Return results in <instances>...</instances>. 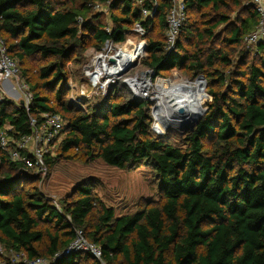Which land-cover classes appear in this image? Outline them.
I'll return each instance as SVG.
<instances>
[{
	"label": "trees",
	"instance_id": "obj_1",
	"mask_svg": "<svg viewBox=\"0 0 264 264\" xmlns=\"http://www.w3.org/2000/svg\"><path fill=\"white\" fill-rule=\"evenodd\" d=\"M250 3L186 0L170 54V3L157 0L144 21L145 70L154 78L177 70L206 83L205 113L172 146L151 131L152 103L122 86L85 111L64 99L67 63L128 38L141 21L137 0H0V40L32 97L28 112L0 103V130L27 136L29 117L59 115L64 135L44 160L47 173L73 159L119 171L147 167L159 191L157 201L116 216L82 183L57 207L38 188L40 176L0 151V264H13L15 254L50 264H264V41L254 49L244 43L258 22ZM96 5L107 9L109 23ZM78 231L101 261L64 253Z\"/></svg>",
	"mask_w": 264,
	"mask_h": 264
},
{
	"label": "built area",
	"instance_id": "obj_2",
	"mask_svg": "<svg viewBox=\"0 0 264 264\" xmlns=\"http://www.w3.org/2000/svg\"><path fill=\"white\" fill-rule=\"evenodd\" d=\"M164 1L170 3V9L165 19V51L170 54L175 50L185 21L186 0ZM148 3L149 8H152V10L146 7L145 0H137V5L141 7V21L133 25L128 38L117 44L107 42L101 51H93L88 56L83 67V75L87 82V88L92 89L99 96L105 97L107 90L114 86L121 76L133 69H126L120 75L115 74V71L127 63L130 57L133 58L132 64L136 63L137 65L146 57L145 37L147 28L144 26V21L156 12L157 0H149ZM250 4L257 14L258 22L255 29L244 38V43L246 47L254 49L255 46L264 41V0H251ZM94 9L99 13H108L107 9L101 5H96ZM158 82L168 83L164 79L154 78L153 72L146 69L134 77L124 80L123 84L133 99L153 103V92L150 93V91L157 89ZM5 83L9 84V90L16 95L18 105L22 102L21 107L28 112L32 99L31 94L26 83L20 78L16 60L7 55L5 46L0 40V103L4 99L9 100L7 94L3 91ZM155 117L156 115L152 117L154 122ZM29 126L30 134L19 138L9 134V131H12L10 127L6 126L0 130V151L7 153L11 162L22 164L25 170L31 171L40 177L45 176L47 168L44 160L47 156L53 157L54 151L62 142L65 122L59 115L46 113L40 115L38 119L29 117ZM64 253L66 255L69 253L90 254L94 259L101 261L100 249L89 244L80 231L76 232L74 241ZM4 255L6 256V251L0 243V257ZM11 258L13 264H50L39 258L29 260L23 254H15Z\"/></svg>",
	"mask_w": 264,
	"mask_h": 264
},
{
	"label": "rangeland",
	"instance_id": "obj_3",
	"mask_svg": "<svg viewBox=\"0 0 264 264\" xmlns=\"http://www.w3.org/2000/svg\"><path fill=\"white\" fill-rule=\"evenodd\" d=\"M104 17V21L109 23L108 13L104 14ZM91 52H93L92 49L85 53L83 63L77 64L76 62L70 61L66 67L69 81L65 87L64 99L83 111L88 106L96 104L105 98L99 96L92 89L87 88V82L83 75V67ZM136 65L133 69L131 68V71L121 76L115 85L127 89L123 81L145 70L142 62ZM156 78L168 81L169 85L195 84V81H189L183 73L177 70H173L164 76L161 75ZM109 89L105 96H107ZM166 89H168V86ZM152 92L154 97L152 103L153 108L157 105L156 97L160 93V89L151 90L150 93ZM9 100L11 101V99ZM11 102L18 104L16 100ZM204 102L205 98L202 100V105L200 104L201 109H204ZM171 121L172 118H167L161 126L160 124L158 125L156 120L154 122L153 119L151 131L155 136L162 138L167 144L178 146L180 145L184 131L181 130V125ZM82 183L90 184L93 194L107 207H112L116 216L133 213L145 202H154L159 198L157 184L149 168L141 167L133 171H119L106 166L101 160H94L87 164L77 159L58 161L51 168L50 174L47 173L45 176H41V182L38 184V188L43 196L58 207V202L66 196H69L73 188Z\"/></svg>",
	"mask_w": 264,
	"mask_h": 264
},
{
	"label": "bare ground",
	"instance_id": "obj_4",
	"mask_svg": "<svg viewBox=\"0 0 264 264\" xmlns=\"http://www.w3.org/2000/svg\"><path fill=\"white\" fill-rule=\"evenodd\" d=\"M132 57H130L124 65L115 71L116 75H120L126 71L129 65L132 64ZM171 81V80H170ZM168 86V89L166 87ZM157 88L160 89V93L156 97L158 114L155 117L158 125L162 124V118L166 120L170 118V104L169 102H175L176 105L184 107L187 111L195 113L196 115L201 113L200 101L203 96L202 84L198 82L196 85H174L168 83L158 82ZM161 116V118H160Z\"/></svg>",
	"mask_w": 264,
	"mask_h": 264
},
{
	"label": "water",
	"instance_id": "obj_5",
	"mask_svg": "<svg viewBox=\"0 0 264 264\" xmlns=\"http://www.w3.org/2000/svg\"><path fill=\"white\" fill-rule=\"evenodd\" d=\"M136 63L131 64L128 66L127 69L133 68L135 67ZM197 82H201L202 84V92H204L205 88H206V83L205 80L203 79V77H198L195 80V84ZM170 104V118H172L171 122H175L179 125H181V130L185 132L190 131L197 123L198 121L201 119V117L203 116V114L205 113V109H201V113L196 115L195 113H191L189 111H187L184 107H181L180 105H176L175 102H169ZM23 103L20 102L19 106H22ZM151 114L152 117L158 114V110L157 107H153L151 110ZM161 118V116H160ZM162 124L165 123V120L162 118Z\"/></svg>",
	"mask_w": 264,
	"mask_h": 264
},
{
	"label": "crops",
	"instance_id": "obj_6",
	"mask_svg": "<svg viewBox=\"0 0 264 264\" xmlns=\"http://www.w3.org/2000/svg\"><path fill=\"white\" fill-rule=\"evenodd\" d=\"M3 91L5 92V94H7L8 98L11 99V101L16 100V95L13 94L10 90H9V84L5 83L3 85Z\"/></svg>",
	"mask_w": 264,
	"mask_h": 264
}]
</instances>
